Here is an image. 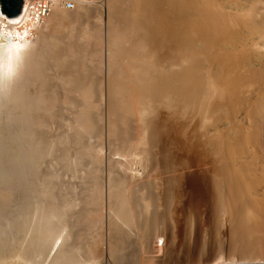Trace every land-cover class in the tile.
Segmentation results:
<instances>
[{
  "label": "bare ground",
  "instance_id": "obj_1",
  "mask_svg": "<svg viewBox=\"0 0 264 264\" xmlns=\"http://www.w3.org/2000/svg\"><path fill=\"white\" fill-rule=\"evenodd\" d=\"M64 2L52 0L51 13L35 28L25 9L14 18L0 10V264H93L90 203L75 198L67 185H46L28 160L29 137L39 130L30 124L41 111L40 95L29 92L31 81L43 83L39 54L53 40L55 21L70 26L88 22L85 1L73 0L79 15L70 17ZM121 3L109 0L104 23L102 18L98 25L105 26L110 62L120 60L123 70L111 76L112 90L126 113L137 115L143 252L159 258L158 242L168 246L162 235L169 224L166 229L160 224L156 210L165 205L164 195L174 198L184 178L204 180L213 174L210 216L193 204L182 209L179 202L170 218L183 215L195 249L201 233L207 235L209 219L216 222L226 215L231 253L238 252L242 264H264V253L256 251L264 246V0H127V8ZM89 91L84 93L90 98ZM219 160L224 163L221 176L216 171ZM207 239L206 249L212 245ZM101 243L99 257L106 248Z\"/></svg>",
  "mask_w": 264,
  "mask_h": 264
},
{
  "label": "rangeland",
  "instance_id": "obj_2",
  "mask_svg": "<svg viewBox=\"0 0 264 264\" xmlns=\"http://www.w3.org/2000/svg\"><path fill=\"white\" fill-rule=\"evenodd\" d=\"M67 1H70L69 3H72L74 8L69 10L70 13L68 11L64 12L68 13L69 17L79 15V5H75L73 0H65V2ZM78 1L86 2L84 7L89 12H87L88 16H85L88 18V22H84V20L82 21L83 24H79L80 26L78 23L76 25L74 24L75 26H70L66 24L65 21L57 20L54 22V24H58L55 25V27L57 26L56 29L50 31L52 33L50 34L53 35V40L46 43L47 45L45 44L37 61L42 65L39 72H42L41 75L43 76L41 77V80H43V83L41 81L39 84H36V82L34 83V81H31L29 84L30 95L36 96L37 94L41 97V111L39 110L35 112V121H32L30 124V128L33 131L37 128L39 130L35 134L32 133L29 137L28 160L30 167L41 173L42 180L46 185H67L71 188L75 198L86 200L90 203L94 218V223L91 227V233L89 236L91 250L90 262L93 264L106 263V261L107 263L138 264H225L231 263V261L228 260H232L233 263V258H237L235 259L237 261H234V263H244L242 260L238 259V252L232 254L231 248L228 249V247H231L232 237L229 235L230 231L228 229V222H226L227 217L225 218L226 215L224 216V213H222L220 217L224 216L222 218L225 220L219 218L216 220V223L212 218L209 219V224L211 226H207V235H204L206 232L201 233L203 236L201 237V244L198 243V246H196L195 249H192V247H194L192 245H195V242H192L190 239L187 223L184 217H182L183 215L178 216L179 214H175L176 216L171 215L172 218L174 217L173 219L170 218L169 214L172 213L176 207L179 208L181 206L183 209V205L185 204H193L192 206L198 211L202 210L203 212L205 209L204 211L210 216L213 210L211 209L213 207L212 200H214V193H212L214 192L213 174V176H206V180L204 179L205 182L201 177L184 178L182 182H179L177 190L174 192V198H169L167 195H164L165 205L163 207L160 206L156 210H158L157 217H161L159 220L160 224L164 222V224L161 225H163L165 229L168 227V229H166L167 234L165 233V235H162L165 236L168 246L166 247L165 244L160 246L162 241L158 242L159 248H162L159 258L149 257V255H147L148 253L146 254L143 252L142 243L140 244V231L138 226V210L141 199V191H139V189L141 183L137 180V115L135 111L126 113L119 104V99L116 96L117 94H114L111 86V76L113 77V75H117L116 77H118L122 74L120 73V70L121 72H123V70L119 67V63H121L120 60L117 59L115 65L114 62H110L108 57V45L106 43H108L109 40L107 35H105L106 32L104 28L105 26L103 27V21L105 20L104 10H106V5L109 0L107 3L106 0ZM124 1L120 0V3L123 2L121 5H124V3L127 4V0ZM95 6L96 8H94ZM103 6L105 9L102 8ZM128 6L129 5L127 4L125 8ZM101 11L102 13L104 11L103 15ZM96 18L100 19V22H97L99 20ZM101 20L103 23L100 26L103 27L104 31L98 25V23H101ZM68 34L70 36H68ZM119 44L123 46L122 42H119ZM124 47L126 48V45H124ZM31 70L35 71L33 62ZM107 85L110 87L108 88ZM39 86L40 89L38 88ZM89 89L91 91L90 98L85 95ZM32 102L34 103V101ZM107 103L110 104L109 107L106 106L108 105ZM110 108H113L114 110L111 112ZM108 123L109 125H107ZM82 129H84V131ZM223 164L224 163L219 160L216 168V171L218 172L217 174L220 176L223 174V172L220 174L221 170L223 171L224 169L222 168L224 167ZM207 177L210 180H208ZM150 186L149 190L151 191L152 189V191H154V188L152 187L153 185ZM157 191L158 190H155V193H157ZM208 197H210V200ZM179 202L182 203V205H180ZM158 213L164 214L162 216L161 214L158 215ZM172 214H174V212ZM170 221L175 223H169ZM221 222H223V224ZM173 224L176 226L174 225V227ZM166 225L168 226L166 227ZM214 227H218L215 228V230L217 229L216 234ZM175 228H178L179 230H175ZM167 235H169V237H167ZM204 239H207L209 244L212 241V245L210 244L211 246L209 247L208 244L209 248L207 249L204 246ZM157 241L158 240H156V242ZM100 243L104 244V247L109 248H105V257H99L100 254L98 249ZM216 244H220V246H217ZM261 247L259 246V248L256 249L260 255L264 253V246ZM110 248L112 250H110ZM93 250L96 251L92 252ZM173 251L175 253L177 252L176 255L178 256H174L175 253ZM230 253L232 255H230ZM231 256H233V258H231ZM263 256L264 254L261 256L262 261H264ZM227 257H229V259ZM225 260L227 262H225Z\"/></svg>",
  "mask_w": 264,
  "mask_h": 264
},
{
  "label": "built area",
  "instance_id": "obj_3",
  "mask_svg": "<svg viewBox=\"0 0 264 264\" xmlns=\"http://www.w3.org/2000/svg\"><path fill=\"white\" fill-rule=\"evenodd\" d=\"M52 0H22V9L27 11L29 24L34 28L39 26L49 16L52 9ZM66 9H73V4L64 2Z\"/></svg>",
  "mask_w": 264,
  "mask_h": 264
},
{
  "label": "water",
  "instance_id": "obj_4",
  "mask_svg": "<svg viewBox=\"0 0 264 264\" xmlns=\"http://www.w3.org/2000/svg\"><path fill=\"white\" fill-rule=\"evenodd\" d=\"M1 14H4L7 18H14L18 16L22 9L21 0H0Z\"/></svg>",
  "mask_w": 264,
  "mask_h": 264
}]
</instances>
